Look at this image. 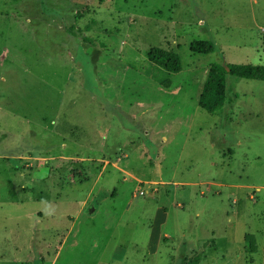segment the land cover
Listing matches in <instances>:
<instances>
[{
	"label": "rangeland",
	"instance_id": "374dc122",
	"mask_svg": "<svg viewBox=\"0 0 264 264\" xmlns=\"http://www.w3.org/2000/svg\"><path fill=\"white\" fill-rule=\"evenodd\" d=\"M213 64L264 66V0H0V264H264V82L209 113Z\"/></svg>",
	"mask_w": 264,
	"mask_h": 264
},
{
	"label": "trees",
	"instance_id": "16d2710c",
	"mask_svg": "<svg viewBox=\"0 0 264 264\" xmlns=\"http://www.w3.org/2000/svg\"><path fill=\"white\" fill-rule=\"evenodd\" d=\"M216 49L212 41H195L191 45L192 52L198 54H210ZM148 59L170 73L177 74L183 69L180 55L174 50L154 47L149 51ZM228 77L264 82V66L213 64L209 69L200 97L199 105L202 109L218 114L228 105ZM245 241L248 251L256 253L257 245L254 235H246Z\"/></svg>",
	"mask_w": 264,
	"mask_h": 264
},
{
	"label": "built area",
	"instance_id": "2783aa9c",
	"mask_svg": "<svg viewBox=\"0 0 264 264\" xmlns=\"http://www.w3.org/2000/svg\"><path fill=\"white\" fill-rule=\"evenodd\" d=\"M140 194H141V195H143V194H144V191H143V192H141Z\"/></svg>",
	"mask_w": 264,
	"mask_h": 264
}]
</instances>
